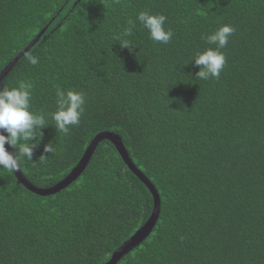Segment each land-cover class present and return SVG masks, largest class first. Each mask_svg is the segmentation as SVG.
<instances>
[{"label": "trees", "instance_id": "obj_1", "mask_svg": "<svg viewBox=\"0 0 264 264\" xmlns=\"http://www.w3.org/2000/svg\"><path fill=\"white\" fill-rule=\"evenodd\" d=\"M0 112V264H264V0H0Z\"/></svg>", "mask_w": 264, "mask_h": 264}, {"label": "water", "instance_id": "obj_2", "mask_svg": "<svg viewBox=\"0 0 264 264\" xmlns=\"http://www.w3.org/2000/svg\"><path fill=\"white\" fill-rule=\"evenodd\" d=\"M0 130L2 131V117H1V112H0ZM2 133H3V132H2ZM3 136H4V134H3ZM4 137H5V136H4ZM4 139H5L4 142L6 143V146H7V149H8V150H7V151H8V154L11 156V163H12V165L14 166V159L12 158V154H11V151H10V149H9V143H8L7 140H6V137H5ZM115 143L117 144V147H118V149L120 150V152L122 153V155L125 157V156H126V153H125V151L123 150V148L121 147L120 142H119L118 140H116ZM125 158H126V157H125ZM16 172H17V175L19 176V178H20L21 180H23V178H22L21 174L19 173V171L16 170ZM138 175L141 177L142 181L145 182V183L148 185V187L150 188L151 192L153 193V197H154V210H153L152 215H151L150 218L148 219V221L144 224L143 228H145V227H147V226H149L150 224L153 223V220H154V218H155V216H156V213H157V210H158V197H157L156 193L153 191L151 185L145 180V178H144L140 173H138ZM36 191H37V192H40L39 190H36ZM143 228H141L138 232H136V234L133 235V236L130 238L129 241H127L126 243H124L122 247H120L119 249H117V251H122V249H123L125 246H126V247L129 246V245H130V241H133L134 239H136L138 233H140V232L143 230ZM117 251L114 252V255H115V253H117ZM115 259H116V258H115V256H114L113 259H112V261H115Z\"/></svg>", "mask_w": 264, "mask_h": 264}]
</instances>
